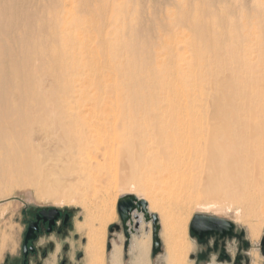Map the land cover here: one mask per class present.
<instances>
[{
  "label": "bare ground",
  "instance_id": "6f19581e",
  "mask_svg": "<svg viewBox=\"0 0 264 264\" xmlns=\"http://www.w3.org/2000/svg\"><path fill=\"white\" fill-rule=\"evenodd\" d=\"M71 2L0 0V197L79 206L86 264H105L115 192L160 212L169 264L200 199L246 196L263 224L264 0Z\"/></svg>",
  "mask_w": 264,
  "mask_h": 264
},
{
  "label": "rangeland",
  "instance_id": "374dc122",
  "mask_svg": "<svg viewBox=\"0 0 264 264\" xmlns=\"http://www.w3.org/2000/svg\"><path fill=\"white\" fill-rule=\"evenodd\" d=\"M64 1H66L65 4L68 10L74 7V4L71 2V0H64ZM133 1L140 2L144 5L147 4L146 6L152 7L157 11H163L164 9L169 7L170 2L172 0H133ZM248 1L252 3L254 0H248ZM257 1L258 0H256V2ZM160 6L162 10H160L159 8ZM162 7H165V8H162ZM181 31H182V34L186 36L187 31L184 30V33H183V30ZM181 31L179 32L181 33ZM184 39H182L181 41H183ZM183 42H180V45H185V41ZM72 181L73 179L69 177L68 179L64 181L65 186L59 185L61 186V188L60 187L59 188L65 191L68 190L67 189L69 187L68 185H70V183H73ZM101 181H102V185L105 187L107 186V183L109 182L108 179L103 180V178L101 179ZM120 193L123 194V192L114 193V197L116 201V208H115L116 218L113 222L109 224L107 228V235H106V242H105V264H113L111 262L112 255H110V253L107 251V243L109 242V239L111 237V233L109 232V229L113 225H121V221H120V218L117 212L118 201L122 197V194L120 195ZM59 197L57 194L53 195L51 193H48L42 190L41 188H38L32 185H27L24 187L16 188L9 197H4V198H2V196L0 197V264L2 263L6 254L9 251L15 250L17 246L19 245L20 236L22 233V228H21L22 216H23L24 210L27 207L33 206V207H52V208H57V209H70V210L81 211L82 215L84 214L83 210L77 205L67 204V203H64V205L56 204L55 202L59 201ZM200 200L197 202V205L193 206L192 211L190 212L191 215H190L189 222H188L187 237L189 241L191 242V251L188 255L186 263H184V259L179 257V261H180L179 264H218L215 257L211 262L208 261L207 263L206 262L200 263V261L197 259V255L202 252V247H200L198 243L196 242L195 238L191 236V231H190L191 222L196 215H204V216L221 218V219H225L233 223L236 226V229L238 231L245 232V234L247 235V240L249 241L252 247L250 251L252 264H264V257L260 250L261 243L264 240V223L259 224L256 221V219L253 217V213L256 210L254 209L255 208L254 205H252L253 204L252 201L248 197L241 196V195H234V196L227 195L223 197V199L221 198L218 200H206V199H200ZM77 201L79 200L77 199ZM252 209L254 211L253 213L252 211H250ZM155 214L158 215L159 224L161 226L160 237L162 241V253L158 255L157 257L152 256V236H151L152 235V225H148L145 221H143V223L140 226L141 229L139 230V232L137 234L132 235L129 254L122 252L123 245L126 241L124 235L120 234V236H118L119 234H117V232H115L112 235L114 238L112 242L113 247L117 246L118 248L121 249V253H123L120 255L121 257L120 264H138L137 262H141L144 259L146 260V264H169L170 260L167 258L169 245H168V238L165 236L166 229H165L164 221L160 215V212L157 211ZM255 225H258V231L260 230L258 239H252L250 237L252 228H254ZM148 226H151V227H148ZM117 237H119L121 246L117 245V241H116ZM137 240L139 241L142 240L143 242L147 244V251H145V256L143 257L144 259H142L140 255L136 254V253H139L138 251L137 252L134 251V244ZM136 255H138V257L140 258L139 261L138 259H136L137 258ZM176 262L178 261H172V264H177Z\"/></svg>",
  "mask_w": 264,
  "mask_h": 264
},
{
  "label": "flooded vegetation",
  "instance_id": "af4514ba",
  "mask_svg": "<svg viewBox=\"0 0 264 264\" xmlns=\"http://www.w3.org/2000/svg\"><path fill=\"white\" fill-rule=\"evenodd\" d=\"M83 220L81 211L27 207L22 216L19 245L6 254L1 264H86L85 249L88 239L77 227L84 222ZM122 231L115 228L113 233L110 232L111 237L107 243L110 255L113 250L112 235L115 232L120 235ZM195 240L202 247V252L197 255L200 263L211 262L215 257L218 264H252L250 256L252 247L247 235L242 231L235 229L232 238L212 237L206 241H199L196 238ZM116 241L117 245L121 246L119 237ZM129 249L130 246L125 250L124 243L123 252L128 254ZM260 250L264 257V240Z\"/></svg>",
  "mask_w": 264,
  "mask_h": 264
},
{
  "label": "water",
  "instance_id": "95a60500",
  "mask_svg": "<svg viewBox=\"0 0 264 264\" xmlns=\"http://www.w3.org/2000/svg\"><path fill=\"white\" fill-rule=\"evenodd\" d=\"M117 212L121 221V226H113L110 232L116 228L123 230L126 238L125 250L131 244L133 234L140 229V221H145L152 225V256L157 257L162 253V241L160 237L161 226L157 214L149 212L146 201L138 200L136 197L128 195L121 197L118 201ZM236 226L225 219L196 215L190 225L191 236L199 241H206L212 237L219 239L232 238L235 234ZM245 234V232H242Z\"/></svg>",
  "mask_w": 264,
  "mask_h": 264
},
{
  "label": "crops",
  "instance_id": "0c3cea01",
  "mask_svg": "<svg viewBox=\"0 0 264 264\" xmlns=\"http://www.w3.org/2000/svg\"><path fill=\"white\" fill-rule=\"evenodd\" d=\"M140 229H141V227H140ZM139 229V230H140ZM139 230L136 232V234L139 232ZM121 234H123L124 235V232L122 231V233ZM118 236H120V235H118ZM152 236V235H151ZM123 252V251H122ZM123 254V253H122ZM129 254V253H128Z\"/></svg>",
  "mask_w": 264,
  "mask_h": 264
}]
</instances>
